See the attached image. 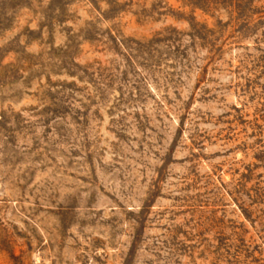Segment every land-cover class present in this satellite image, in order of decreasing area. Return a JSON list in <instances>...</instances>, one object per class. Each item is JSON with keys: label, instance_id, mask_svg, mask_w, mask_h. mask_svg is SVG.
<instances>
[{"label": "rangeland", "instance_id": "374dc122", "mask_svg": "<svg viewBox=\"0 0 264 264\" xmlns=\"http://www.w3.org/2000/svg\"><path fill=\"white\" fill-rule=\"evenodd\" d=\"M0 264H264V0H0Z\"/></svg>", "mask_w": 264, "mask_h": 264}]
</instances>
